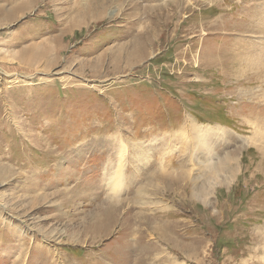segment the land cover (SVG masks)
<instances>
[{
    "label": "rangeland",
    "instance_id": "rangeland-1",
    "mask_svg": "<svg viewBox=\"0 0 264 264\" xmlns=\"http://www.w3.org/2000/svg\"><path fill=\"white\" fill-rule=\"evenodd\" d=\"M148 260L264 264V0H0V264Z\"/></svg>",
    "mask_w": 264,
    "mask_h": 264
},
{
    "label": "bare ground",
    "instance_id": "bare-ground-1",
    "mask_svg": "<svg viewBox=\"0 0 264 264\" xmlns=\"http://www.w3.org/2000/svg\"><path fill=\"white\" fill-rule=\"evenodd\" d=\"M260 78V77H259ZM193 127H192V129H193V133H194V136L196 137L195 139H198V141L199 142H202L205 138H206V136L208 135V134H210V133H212V134H218L219 132H223L224 131V129L222 128V127H203V126H195V125H192ZM206 128V130H203V129H205ZM122 155V154H121ZM168 163V162H167ZM209 163V162H208ZM169 164V163H168ZM167 164V165H168ZM172 164V163H171ZM224 164V163H223ZM225 166H226V163L224 164ZM228 166H230V165H228ZM168 167V166H167ZM212 170H213V172L215 173V172H217L218 171V167H216V165L214 166V167H212ZM231 171V170H230ZM162 175H160V176H158L157 175V180H161L162 179V177H161ZM186 176L187 175H184V176H180V178L182 179H185L186 178ZM155 177V176H154ZM155 179V178H154ZM176 180V179H175ZM164 181V180H163ZM171 182V181H170ZM173 183V182H172ZM137 201H139V199L137 198L136 199ZM138 217H140V216H138ZM164 218H166V217H162L161 219H164ZM143 222V221H142ZM165 225V226H164ZM162 227H163V230H168V228H166V226H168V224L166 223V224H164ZM161 230H162V228H161ZM133 247L132 246H128L127 247V250H128V254H129V252L131 251V252H133V250H131ZM145 252L146 251H144V250H142V253H144L145 254ZM136 253V252H135ZM132 256V255H131ZM129 257H130V255H129ZM134 263L133 264H139V262L138 261H133ZM126 264H130V263H127L126 262ZM147 264H153L152 263V261L151 260H148L147 261Z\"/></svg>",
    "mask_w": 264,
    "mask_h": 264
}]
</instances>
